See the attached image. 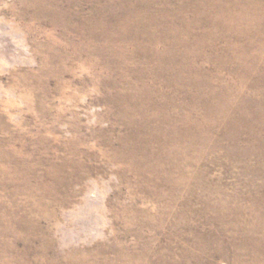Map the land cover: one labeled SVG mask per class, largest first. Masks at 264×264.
<instances>
[{"label":"rangeland","instance_id":"374dc122","mask_svg":"<svg viewBox=\"0 0 264 264\" xmlns=\"http://www.w3.org/2000/svg\"><path fill=\"white\" fill-rule=\"evenodd\" d=\"M0 264H264V0H0Z\"/></svg>","mask_w":264,"mask_h":264}]
</instances>
